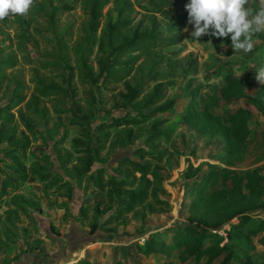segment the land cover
<instances>
[{
  "label": "rangeland",
  "instance_id": "1",
  "mask_svg": "<svg viewBox=\"0 0 264 264\" xmlns=\"http://www.w3.org/2000/svg\"><path fill=\"white\" fill-rule=\"evenodd\" d=\"M126 1L111 0L103 6L94 41H89L92 0H35L27 15L0 21V122L14 116L5 132L0 133V260L4 264H67L79 256L90 258L92 264H113L119 259L125 264H216L227 250L194 257L189 245L183 243L169 253L143 254L135 243L160 232L169 239L176 226L196 224L221 234L222 244L228 241L227 222L222 227H214L213 223L239 209L250 214L252 223L261 214L264 217V85L255 79L257 70L240 68L242 64L252 69L264 66V34L256 38L252 52L235 53L230 35H205L199 41L192 40L194 27L187 20L181 41L161 50L177 49V57L157 62L162 52L137 51L139 59L132 66L129 82L140 87L142 94L129 99L121 83L126 97L113 106L115 96L99 86L102 74L98 60L103 53L98 41L108 18L115 19L117 9ZM64 2L76 6L63 12ZM129 2L130 8L123 13L133 24L143 21L150 25L153 20L159 22V28L164 26L165 19L159 14L152 18L138 6L139 2L151 5L150 0ZM131 56L124 55L120 60ZM9 58L18 60L12 68L3 64V59ZM46 58H55L59 64L41 67L40 61ZM187 69L190 71L184 75ZM193 69H197L195 74ZM227 71L238 79H226L223 74ZM169 80L175 84L167 89ZM47 86L67 91L38 96L39 88ZM85 89L92 91L93 97L87 98ZM158 89L167 90V95L145 104ZM17 92L25 98L6 109L4 104ZM172 97L176 98L174 107L157 109ZM191 97L197 107L207 104L214 114L199 127L181 115ZM56 107L69 110L58 113ZM122 115L137 117L140 122L112 128L109 138L102 141L98 124ZM161 116L168 120L154 124ZM158 130L160 135L147 139ZM99 144L104 148L97 152ZM137 146L158 153L160 159L140 157L135 151ZM79 147L92 151L93 173L103 167L107 175L123 177L116 160L125 154L157 168L164 186L161 195L169 199L171 207L156 211L146 204L139 205L121 220L102 223L90 233L80 221L79 207L92 198L94 186L87 182L89 172L78 174L82 160L89 157L77 151ZM210 165L225 166L237 174L257 168L262 177L244 182L239 189L232 177L223 179L218 175L204 193L200 191L201 202L206 198V203L194 207L192 180ZM42 172H48L49 177L41 180ZM6 180L16 188L12 183L4 185ZM125 200V194H116L111 208L100 215L99 221ZM234 249L236 264L249 253L264 260V246Z\"/></svg>",
  "mask_w": 264,
  "mask_h": 264
},
{
  "label": "trees",
  "instance_id": "2",
  "mask_svg": "<svg viewBox=\"0 0 264 264\" xmlns=\"http://www.w3.org/2000/svg\"><path fill=\"white\" fill-rule=\"evenodd\" d=\"M91 5V35L89 41H94V33L97 31L99 24L98 17L101 14L103 6L108 4L111 0H92ZM151 5L139 2L138 6L147 11L151 17L160 15L165 19V24L159 28V22L151 20L152 24H145L143 21H138L133 24V20L123 13L130 8L131 2L126 1V4L117 9V16L115 19L108 18V22L100 33L98 41V49L103 53V56L99 57L98 65L99 72L102 74V78L99 86L105 89L106 92L115 96V102L113 106L119 104L120 98H125L128 93L129 99H135L142 94L140 87H133L129 82V77L132 71V66L139 59L137 51H145L148 54H158L166 47L178 44L183 36L182 28L185 26L188 20V11L186 5L190 3V0H150ZM76 6L73 2H64L61 5V11H69ZM167 34V35H166ZM258 37H262L261 34ZM135 52H137L135 54ZM176 50H170L168 52H162V56L156 61L171 60L178 56ZM132 54L130 58L121 61V57L124 55ZM16 58L3 59V64L6 67H14L17 64ZM59 62L55 58H46L40 61L41 67H53L58 65ZM126 64L128 66L124 68H116L117 65ZM248 69V72L256 71L247 65H241L240 68ZM264 67V66H261ZM151 69V68H150ZM2 69L0 68V71ZM190 71L185 70L184 75ZM194 74L197 69L191 70ZM217 76L221 75V72L217 71ZM226 79L237 78L233 72L227 71L223 74ZM125 86V91L120 88V85ZM167 83V89L171 85L175 84L174 80H169ZM102 85V86H101ZM119 85V86H118ZM66 88L59 86H47L39 88L38 96L43 97L47 95H58L62 92H66ZM86 97H93V92L85 89ZM167 95V90L158 89L152 95L151 98L145 100V104L150 102L155 103L160 99H163ZM25 98L24 94L14 95L13 99L7 101L4 104L6 109H12L17 104L21 103ZM118 100V101H117ZM192 97L189 103L184 108V112L181 114L185 121H192L199 127L201 122H206L208 117L213 116L212 111L208 105L203 107H197L196 102H192ZM176 98H169L168 103L163 106H158V110H169L174 107ZM69 108L56 107L55 111L60 113L67 111ZM191 115V117L189 116ZM14 116L9 115L1 119L0 133L5 132L3 129L13 121ZM168 118L161 116L156 119L154 124L166 122ZM140 120L134 116L122 115L115 116L108 120L102 121L98 124L97 128L102 131L100 138L102 141H106L110 136L112 128H118L121 126H128L130 124L139 123ZM104 130V131H103ZM159 132H152L147 136L148 140L156 138L161 134ZM131 132L128 131V134ZM64 135L61 137L63 140ZM103 145V144H102ZM97 145V152H100L104 146ZM77 151L85 152L88 154V158L82 160L83 166H81L78 174L89 172L86 179L91 183L93 188L92 198L87 202H82L79 207L80 221L83 225L88 227L90 233H93L98 226L103 224H110L115 221H119L128 215L130 212L135 211L139 205L146 204L156 211H165L171 207V202L168 198L161 195L164 191V186L161 182L162 174L157 168L151 166L149 163L143 160L133 157L129 154H125L117 158L116 164L118 169L123 170L124 176L117 177L114 174H106V168L99 167L95 173L90 171V166L93 162L92 151L87 147H79ZM135 151L139 153L140 157H148L155 160L160 159V155L151 151L143 146H137ZM39 156H41L39 154ZM67 159L65 162H68ZM233 172V175L230 174ZM218 175L223 179L226 177H232L234 179L235 187L242 188L244 182L258 181L262 177L261 171L257 168L244 170L239 174L230 170L225 166L210 165L207 170H203L198 177H194L192 180V190L194 191L193 204L197 206L202 203H206L207 199H203L201 202L200 191L203 193L206 191L207 184L213 181ZM26 178V176H24ZM49 177L48 172H42L40 179H47ZM27 179V178H26ZM11 180L4 181V185H10ZM249 182V183H250ZM12 185H14L12 183ZM16 188V185H14ZM3 194V193H2ZM5 194V193H4ZM3 194V196H4ZM116 194H125L126 200L124 203H120L118 209L112 213H108V216L99 221V217L103 213H107L111 208ZM108 202V203H106ZM103 203H106L103 205ZM262 215V214H261ZM142 217V216H141ZM145 217V214H143ZM251 216L246 213L245 210H235L229 213L225 219L219 222L213 223L214 227H222L227 222V242L220 243L223 239L221 234L214 233L210 230L199 228L196 224H185L176 226L172 233L169 234L168 239L165 233L150 234L145 238L144 242H136V249L143 254L150 253H169L177 245L186 243L188 249L193 253L194 257H200L205 253H221L227 250L226 254L216 264H236L233 259L237 256V252L234 248H241L247 250L249 247H263L264 246V217L258 219L256 223L250 222ZM253 236H258L253 239ZM206 239V241H205ZM242 262L240 264H264V260H261L257 255L251 253L241 257ZM0 264H4L0 260ZM71 264H92L89 258H78ZM113 264H125L121 259L116 260Z\"/></svg>",
  "mask_w": 264,
  "mask_h": 264
},
{
  "label": "clouds",
  "instance_id": "3",
  "mask_svg": "<svg viewBox=\"0 0 264 264\" xmlns=\"http://www.w3.org/2000/svg\"><path fill=\"white\" fill-rule=\"evenodd\" d=\"M34 5L35 0H0V21L17 14L27 15ZM186 9L195 41L205 35L217 38L230 35L235 53H250L256 38L264 34V0H190ZM255 79L264 85V67L257 69Z\"/></svg>",
  "mask_w": 264,
  "mask_h": 264
},
{
  "label": "crops",
  "instance_id": "4",
  "mask_svg": "<svg viewBox=\"0 0 264 264\" xmlns=\"http://www.w3.org/2000/svg\"><path fill=\"white\" fill-rule=\"evenodd\" d=\"M261 217H262V215H261ZM140 253V252H139ZM78 258H86V257H82V256H79ZM78 258H76V259H78ZM76 259H74V260H72L71 262H68L67 264H71L73 261H75ZM90 259V258H89ZM91 260V259H90ZM2 261V260H1ZM92 263V262H91Z\"/></svg>",
  "mask_w": 264,
  "mask_h": 264
}]
</instances>
